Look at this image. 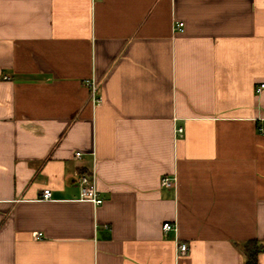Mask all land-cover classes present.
I'll return each mask as SVG.
<instances>
[{"label":"crops","instance_id":"crops-1","mask_svg":"<svg viewBox=\"0 0 264 264\" xmlns=\"http://www.w3.org/2000/svg\"><path fill=\"white\" fill-rule=\"evenodd\" d=\"M261 84L264 0H0V264H245Z\"/></svg>","mask_w":264,"mask_h":264},{"label":"built area","instance_id":"built-area-1","mask_svg":"<svg viewBox=\"0 0 264 264\" xmlns=\"http://www.w3.org/2000/svg\"><path fill=\"white\" fill-rule=\"evenodd\" d=\"M183 23H179L177 25V28L182 29ZM91 100L94 104H98L102 101V97L98 95V89L99 86L96 82L91 83ZM264 89V84H261L257 88V93L262 92ZM179 133L183 132L182 128H179L177 130ZM75 157L81 158L82 153L81 152H76ZM78 182L80 184V200L82 201H88L91 202L95 207L103 204L104 200L100 196V193L97 188V178L95 172L92 174L88 173H82L78 176ZM176 177H169V176H164L162 178L161 184L162 186L165 187H175L176 186ZM42 199L49 200L52 198V191L50 189H44L42 193ZM172 230H177V225L175 222H166L163 225V231L165 233L172 231ZM189 250V245L185 242L177 241V251L179 254H185Z\"/></svg>","mask_w":264,"mask_h":264},{"label":"trees","instance_id":"trees-1","mask_svg":"<svg viewBox=\"0 0 264 264\" xmlns=\"http://www.w3.org/2000/svg\"><path fill=\"white\" fill-rule=\"evenodd\" d=\"M264 250V244L258 241H248L245 245V264H259V254Z\"/></svg>","mask_w":264,"mask_h":264}]
</instances>
